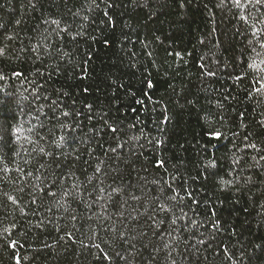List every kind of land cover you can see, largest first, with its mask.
<instances>
[{"label": "trees", "instance_id": "trees-1", "mask_svg": "<svg viewBox=\"0 0 264 264\" xmlns=\"http://www.w3.org/2000/svg\"><path fill=\"white\" fill-rule=\"evenodd\" d=\"M240 3L0 0V264H264V5Z\"/></svg>", "mask_w": 264, "mask_h": 264}, {"label": "snow or ice", "instance_id": "snow-or-ice-1", "mask_svg": "<svg viewBox=\"0 0 264 264\" xmlns=\"http://www.w3.org/2000/svg\"><path fill=\"white\" fill-rule=\"evenodd\" d=\"M233 3L237 7H240L241 6L240 0H233ZM255 4H257V5H264V0H255ZM181 6L183 7V4H181ZM53 22L56 23L55 21H53ZM17 23H19V21H17ZM250 43H251V41H250ZM260 47L261 48H264V42H261L260 43ZM176 56L177 57H180V53L177 52L176 53ZM209 75H214V73H209ZM147 83H148V87L149 88H152L153 87V84H152L151 80H149ZM137 102L139 103L140 101H137ZM89 107H91V106H89ZM64 115L67 116L68 113H64ZM241 115H243V114H241ZM110 131L112 133H116L118 131V129L116 127H111L110 128ZM78 134H79V132L77 131V135ZM210 136H212L213 138L219 139L220 136H221V133L216 132V133L210 134ZM245 139H247V137H245ZM65 142L66 143H75L76 142L75 137L72 135V131L71 130L68 131L67 138L65 139ZM119 147L122 148V146H119ZM247 147H250L252 149H255V150L259 151V149H257V145L254 144V143L253 144H250V145H247ZM112 151H116V149H112ZM253 159L255 160L256 158L254 157ZM259 161H264V156H260L259 157ZM162 163H163L162 161H159L158 162V165H161ZM97 171H99V169H97ZM48 194L51 195V196H53V197H55V195H56L55 193H52V192H49ZM103 259H111V258L108 257V256H105V257H103ZM17 264H19V261H17Z\"/></svg>", "mask_w": 264, "mask_h": 264}]
</instances>
